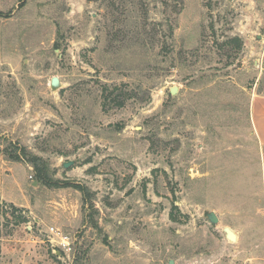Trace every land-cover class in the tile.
<instances>
[{
  "label": "rangeland",
  "instance_id": "obj_1",
  "mask_svg": "<svg viewBox=\"0 0 264 264\" xmlns=\"http://www.w3.org/2000/svg\"><path fill=\"white\" fill-rule=\"evenodd\" d=\"M263 59L264 0H0V264H264Z\"/></svg>",
  "mask_w": 264,
  "mask_h": 264
},
{
  "label": "trees",
  "instance_id": "obj_2",
  "mask_svg": "<svg viewBox=\"0 0 264 264\" xmlns=\"http://www.w3.org/2000/svg\"><path fill=\"white\" fill-rule=\"evenodd\" d=\"M229 43H236L235 46H237L239 49L243 46V40L239 37H233ZM102 91L104 96V106H106V108H123L126 105V102L135 96V91L127 89L126 85L113 86L105 84L103 85ZM25 156L26 153L23 150H21V153H11L10 155L11 160L15 162L21 161V159H24ZM38 160L39 158L34 156L30 159V162L34 163V171L36 176L35 180L39 183L47 184L49 186L52 185L53 183L49 177L46 166L39 165Z\"/></svg>",
  "mask_w": 264,
  "mask_h": 264
},
{
  "label": "crops",
  "instance_id": "obj_3",
  "mask_svg": "<svg viewBox=\"0 0 264 264\" xmlns=\"http://www.w3.org/2000/svg\"><path fill=\"white\" fill-rule=\"evenodd\" d=\"M261 79H264V59L261 61ZM252 119L255 124L258 125V135L262 140V146H264V90L262 93H256L253 101H252ZM3 161L0 160V198L6 201H13L9 195V191L11 190L9 187H6V183L4 182V164ZM13 167H9L8 170H12ZM25 176L20 177L19 180L16 181V185L14 188L17 187V184L23 186L25 184ZM11 182V181H10ZM12 184V182L10 183Z\"/></svg>",
  "mask_w": 264,
  "mask_h": 264
},
{
  "label": "water",
  "instance_id": "obj_4",
  "mask_svg": "<svg viewBox=\"0 0 264 264\" xmlns=\"http://www.w3.org/2000/svg\"><path fill=\"white\" fill-rule=\"evenodd\" d=\"M51 86L54 89H58V88L61 87V82H60L58 77H53L52 78ZM170 93L172 95H176L178 93V88L177 87H171L170 88ZM72 164H73V161H67V162L64 163V168H68ZM37 184H38V182H33V185H37ZM205 214L208 217V219L210 220L212 225H216L219 222V217L214 211L206 212ZM224 232H225L226 238L228 240L234 241V242L237 241L238 235L236 234V232L232 228L226 226V227H224ZM169 264H174V261L170 260Z\"/></svg>",
  "mask_w": 264,
  "mask_h": 264
},
{
  "label": "built area",
  "instance_id": "obj_5",
  "mask_svg": "<svg viewBox=\"0 0 264 264\" xmlns=\"http://www.w3.org/2000/svg\"><path fill=\"white\" fill-rule=\"evenodd\" d=\"M53 232H55V229H52ZM57 232V231H56Z\"/></svg>",
  "mask_w": 264,
  "mask_h": 264
}]
</instances>
